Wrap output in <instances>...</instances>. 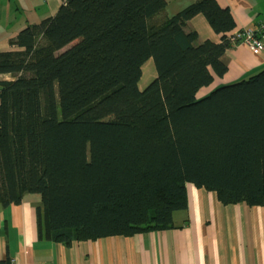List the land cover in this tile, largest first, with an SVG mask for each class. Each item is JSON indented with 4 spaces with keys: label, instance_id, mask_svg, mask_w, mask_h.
Returning a JSON list of instances; mask_svg holds the SVG:
<instances>
[{
    "label": "trees",
    "instance_id": "1",
    "mask_svg": "<svg viewBox=\"0 0 264 264\" xmlns=\"http://www.w3.org/2000/svg\"><path fill=\"white\" fill-rule=\"evenodd\" d=\"M65 0L0 53V205L38 193L41 237L76 241L175 227L187 184L264 206V68L228 69L236 21L217 0ZM205 16L221 41H199ZM157 76L141 89L144 63ZM0 264H12L7 257Z\"/></svg>",
    "mask_w": 264,
    "mask_h": 264
},
{
    "label": "crops",
    "instance_id": "2",
    "mask_svg": "<svg viewBox=\"0 0 264 264\" xmlns=\"http://www.w3.org/2000/svg\"><path fill=\"white\" fill-rule=\"evenodd\" d=\"M65 0H0V53L18 49L10 44L23 28L58 11ZM161 17L171 16L195 0H166ZM229 7L236 21L231 32L255 29L264 22V0H217ZM199 41H221L204 15L187 24ZM227 72L215 76L197 97L215 88L247 79L264 68V50L255 53L245 43H232L224 56ZM0 74V82L12 80ZM188 207L174 214L175 227L76 241L71 246L41 237L37 224L38 193L26 194L19 204L0 205V260L12 264H264V206L225 205L217 194L187 184Z\"/></svg>",
    "mask_w": 264,
    "mask_h": 264
},
{
    "label": "built area",
    "instance_id": "3",
    "mask_svg": "<svg viewBox=\"0 0 264 264\" xmlns=\"http://www.w3.org/2000/svg\"><path fill=\"white\" fill-rule=\"evenodd\" d=\"M232 42L245 43L255 53L264 50V22H261L255 29H242L230 34Z\"/></svg>",
    "mask_w": 264,
    "mask_h": 264
},
{
    "label": "rangeland",
    "instance_id": "4",
    "mask_svg": "<svg viewBox=\"0 0 264 264\" xmlns=\"http://www.w3.org/2000/svg\"><path fill=\"white\" fill-rule=\"evenodd\" d=\"M142 71H143V74H142V77H141L140 82H139V87L141 89H144L157 76L155 63H154V60L152 58L147 60L144 63V65L142 67Z\"/></svg>",
    "mask_w": 264,
    "mask_h": 264
}]
</instances>
